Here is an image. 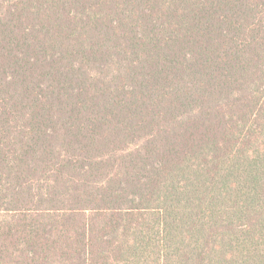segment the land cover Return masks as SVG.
<instances>
[{"label": "trees", "instance_id": "1", "mask_svg": "<svg viewBox=\"0 0 264 264\" xmlns=\"http://www.w3.org/2000/svg\"><path fill=\"white\" fill-rule=\"evenodd\" d=\"M0 264H264V0H0Z\"/></svg>", "mask_w": 264, "mask_h": 264}]
</instances>
